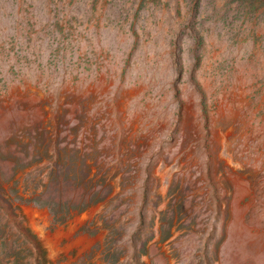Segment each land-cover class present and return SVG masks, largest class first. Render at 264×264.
I'll return each instance as SVG.
<instances>
[{"label": "rangeland", "instance_id": "obj_1", "mask_svg": "<svg viewBox=\"0 0 264 264\" xmlns=\"http://www.w3.org/2000/svg\"><path fill=\"white\" fill-rule=\"evenodd\" d=\"M0 264H264V0H0Z\"/></svg>", "mask_w": 264, "mask_h": 264}, {"label": "bare ground", "instance_id": "obj_2", "mask_svg": "<svg viewBox=\"0 0 264 264\" xmlns=\"http://www.w3.org/2000/svg\"><path fill=\"white\" fill-rule=\"evenodd\" d=\"M225 138L226 137H224V139ZM228 162L231 163V160L229 159ZM170 178H171L170 172H165L163 181L165 182L166 187L168 186L171 180ZM166 187L164 188V192L166 190ZM97 211L98 210H93L90 214L84 216L76 223V226H74L73 228L70 227L68 231L58 232L55 235H50L49 233L46 232V228L49 226V220L46 213L28 209L26 210V214L30 217L31 228L41 238L46 248L48 249L50 258L52 260H56L61 253L67 254L71 250L77 248H82L84 251L91 248V246L94 244L95 241H89L88 239H80L76 242H73L71 246L65 249H61L60 244L63 240L70 241L74 236V234L76 233V231L78 230V226L84 224L87 220L91 219Z\"/></svg>", "mask_w": 264, "mask_h": 264}]
</instances>
